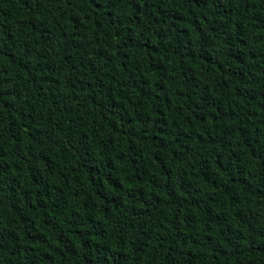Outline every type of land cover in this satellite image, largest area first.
I'll return each instance as SVG.
<instances>
[{"label":"trees","instance_id":"trees-1","mask_svg":"<svg viewBox=\"0 0 264 264\" xmlns=\"http://www.w3.org/2000/svg\"><path fill=\"white\" fill-rule=\"evenodd\" d=\"M0 264H264V0H0Z\"/></svg>","mask_w":264,"mask_h":264}]
</instances>
